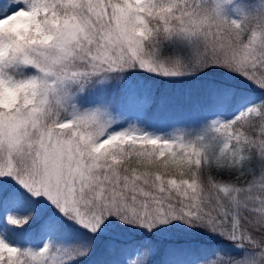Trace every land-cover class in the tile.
Masks as SVG:
<instances>
[{
    "label": "snow or ice",
    "instance_id": "6c2138e0",
    "mask_svg": "<svg viewBox=\"0 0 264 264\" xmlns=\"http://www.w3.org/2000/svg\"><path fill=\"white\" fill-rule=\"evenodd\" d=\"M0 264H264V0H0Z\"/></svg>",
    "mask_w": 264,
    "mask_h": 264
},
{
    "label": "trees",
    "instance_id": "16d2710c",
    "mask_svg": "<svg viewBox=\"0 0 264 264\" xmlns=\"http://www.w3.org/2000/svg\"><path fill=\"white\" fill-rule=\"evenodd\" d=\"M168 259V257L164 254L163 250L161 249L158 255L156 256L157 261Z\"/></svg>",
    "mask_w": 264,
    "mask_h": 264
}]
</instances>
